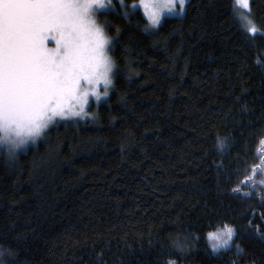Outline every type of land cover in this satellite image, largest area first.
<instances>
[{
  "label": "trees",
  "instance_id": "obj_1",
  "mask_svg": "<svg viewBox=\"0 0 264 264\" xmlns=\"http://www.w3.org/2000/svg\"><path fill=\"white\" fill-rule=\"evenodd\" d=\"M243 14L189 0L157 30L139 9L101 16L109 100L12 161L0 149V264H264V0L247 15L260 34Z\"/></svg>",
  "mask_w": 264,
  "mask_h": 264
},
{
  "label": "snow or ice",
  "instance_id": "obj_2",
  "mask_svg": "<svg viewBox=\"0 0 264 264\" xmlns=\"http://www.w3.org/2000/svg\"><path fill=\"white\" fill-rule=\"evenodd\" d=\"M235 2L249 9V0ZM185 3L178 0L181 10ZM166 6L172 11L176 0ZM104 7V0H0V143H35L57 117L83 116L90 96L100 100L101 85L107 96L114 65L94 19ZM150 19L161 24L159 13ZM247 31L258 32L251 20ZM222 228L209 233L213 252L233 240L234 230Z\"/></svg>",
  "mask_w": 264,
  "mask_h": 264
},
{
  "label": "rangeland",
  "instance_id": "obj_3",
  "mask_svg": "<svg viewBox=\"0 0 264 264\" xmlns=\"http://www.w3.org/2000/svg\"><path fill=\"white\" fill-rule=\"evenodd\" d=\"M188 1L189 0H186L184 9L181 10L179 5H178V0H176V6L172 9V11H169L167 6H166V0H143V3H144L143 7H141L142 0H139L137 2L131 3V5H128L125 0H104L105 7L102 8V9H96L94 19L96 20L97 25L103 30L105 37L109 41L108 56L112 60L113 65H114L113 73H112V77H111L112 78V83H111V85L108 88L107 96L104 95L103 86L101 85L100 88H99L100 100L97 101L95 97L90 96L89 104L86 106L85 114L83 116H80V117H69L68 119H60L59 117H57V122H55L54 124L50 125L49 128L45 130V133L42 135L41 138H39L35 143H32L31 141H29V143L27 144L26 148L23 151H21L18 155L26 154V153L29 152L30 149H32L34 147H37L40 143H42L47 138L48 133L52 129H54L58 124H60L61 122L70 121V120L86 121L89 116L92 117L95 114V112L99 109V107L104 102L109 100V98H110V96H111V94L113 92V89H114L115 75H116L117 71H116V64H115V61L112 58V53H111L112 49H113L114 42H113V40L111 38L108 37V35L106 33L107 24L102 20V17H101L102 15L108 14V13H111V12H117V11L120 10V8L127 9L128 7H130V8H133L135 10L139 9V10L142 11L144 17L149 22V25H150L151 29L152 30H157L163 24L165 19H167V18H183L185 16V14H186ZM236 7L240 11H242L244 13L243 15L247 19L249 18V16H247V15H249V13H250V0H249V9H240L237 4H236ZM154 12L159 13L160 14V19H161V24L158 25V26H155V27L152 25L151 19H150L151 14L154 13ZM248 20H250V18ZM252 24L258 29V32L255 35L260 34V30H259L258 26L256 24H254L253 22H252ZM247 27H248V25L247 26L245 25L246 30H247ZM250 34H252V33H250ZM4 147H5V143H0V149H4ZM222 231H223V229H220L219 231L214 232L213 234L218 233V232H222ZM209 242H210V246H211V249H212V244L214 243V241H211L209 239ZM231 243H232V241L230 242L229 247L231 246ZM222 250H226V249H221L220 251H222Z\"/></svg>",
  "mask_w": 264,
  "mask_h": 264
},
{
  "label": "clouds",
  "instance_id": "obj_4",
  "mask_svg": "<svg viewBox=\"0 0 264 264\" xmlns=\"http://www.w3.org/2000/svg\"><path fill=\"white\" fill-rule=\"evenodd\" d=\"M27 145L20 146L18 148L14 147L12 144H5L4 155L9 161L14 160L18 154L26 148Z\"/></svg>",
  "mask_w": 264,
  "mask_h": 264
}]
</instances>
